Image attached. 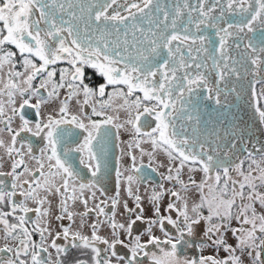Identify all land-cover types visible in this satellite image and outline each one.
<instances>
[{
	"label": "snow or ice",
	"instance_id": "snow-or-ice-1",
	"mask_svg": "<svg viewBox=\"0 0 264 264\" xmlns=\"http://www.w3.org/2000/svg\"><path fill=\"white\" fill-rule=\"evenodd\" d=\"M0 264H264V0H0Z\"/></svg>",
	"mask_w": 264,
	"mask_h": 264
}]
</instances>
